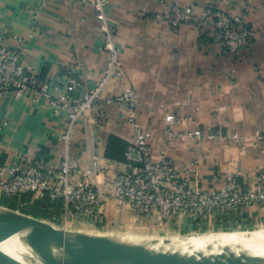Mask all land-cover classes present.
Wrapping results in <instances>:
<instances>
[{"label":"crops","instance_id":"obj_1","mask_svg":"<svg viewBox=\"0 0 264 264\" xmlns=\"http://www.w3.org/2000/svg\"><path fill=\"white\" fill-rule=\"evenodd\" d=\"M175 0H108L106 23L114 31L124 77L113 80L105 95L125 89L135 92L140 123L149 133L153 160L171 158L185 175L187 186L219 188L226 174L245 172L252 180L264 167V0H177L200 13L208 5L241 15L254 38L238 54L223 51L220 36L209 23L200 28L183 23L176 28L155 18ZM0 34L18 48L23 64L42 80L64 81L69 70L85 90L101 80L107 64L105 23L94 5L83 0H0ZM54 92V90H52ZM120 104H100L92 121L79 122L68 149L79 180L85 170L99 171L109 159L112 137L127 144L132 128ZM179 118L165 133L166 116ZM67 125L65 110L53 107L32 89L17 95L0 93V162L6 165L58 166L67 149L61 139ZM201 132L190 136L188 132ZM238 136V141L232 137ZM111 172L92 180L105 200L89 213L66 212L59 200L33 193L8 197L0 191V206L67 229L130 230L148 234L173 227L140 216L112 199ZM222 224L264 225V204L216 213ZM205 219V218H204ZM203 219V221H204ZM178 222V223H177ZM255 231V230H251Z\"/></svg>","mask_w":264,"mask_h":264},{"label":"built area","instance_id":"obj_2","mask_svg":"<svg viewBox=\"0 0 264 264\" xmlns=\"http://www.w3.org/2000/svg\"><path fill=\"white\" fill-rule=\"evenodd\" d=\"M83 1L94 5L97 17L105 23L107 38L104 74L97 85L88 90L72 70L60 84L40 79L23 64L20 50L11 47L0 34V93L13 90L20 95L24 90L32 89L46 97L53 107L65 110L67 115V125L61 134L67 153L60 165L21 167L0 162V191L8 197L33 193L41 198L61 201L66 212L89 213L105 200L104 193L92 177L100 172H111L112 199L118 206L164 222H172L178 214L192 219L208 218L216 213L225 214L252 204H264V167L257 168L252 180L245 172H231L226 174L221 187L203 189L187 186L185 175L173 159H152L149 133L140 123L135 92L125 89L114 95L104 94L113 80L124 77L114 31L106 23L108 0ZM155 18L173 28L183 23L204 28L211 23L220 36L223 51L228 54L240 53L254 38V30L243 16L232 15L220 6L208 5L196 13L193 6L175 0ZM103 103L123 106V117L132 128L125 160L109 159L99 171L85 170L83 176L75 181L77 164L68 153L71 134L79 122L92 121L94 108ZM178 120L173 115L166 116L169 127L165 133L175 136L177 132L171 125ZM188 135L199 137L201 132L190 131ZM256 137L263 139L264 133L257 131ZM232 140L238 141L239 137L233 136Z\"/></svg>","mask_w":264,"mask_h":264},{"label":"water","instance_id":"obj_3","mask_svg":"<svg viewBox=\"0 0 264 264\" xmlns=\"http://www.w3.org/2000/svg\"><path fill=\"white\" fill-rule=\"evenodd\" d=\"M17 241L18 258L2 245ZM0 264H254L222 256L164 254L145 242L67 229L0 206ZM264 264V263H263Z\"/></svg>","mask_w":264,"mask_h":264},{"label":"bare ground","instance_id":"obj_4","mask_svg":"<svg viewBox=\"0 0 264 264\" xmlns=\"http://www.w3.org/2000/svg\"><path fill=\"white\" fill-rule=\"evenodd\" d=\"M132 242H145L150 248L161 251L164 254H175L180 257H195L201 253L222 256L227 262L248 261L254 264L264 263V231L242 232L228 235L211 236H174L155 237L140 234H102ZM17 241H8L2 248L18 258Z\"/></svg>","mask_w":264,"mask_h":264},{"label":"rangeland","instance_id":"obj_5","mask_svg":"<svg viewBox=\"0 0 264 264\" xmlns=\"http://www.w3.org/2000/svg\"><path fill=\"white\" fill-rule=\"evenodd\" d=\"M187 217V216H186ZM156 223L159 224H168L169 222L160 221L155 219ZM179 224L174 225L173 227H165V230L162 231H152L148 234L144 233H135L130 230H113V229H91L88 228L86 232L88 233H96V234H140V235H149L155 237H174V236H197V235H211V236H222L228 234L242 233V232H256V231H264V225L262 226H240V225H232V224H222L217 222L214 218H205L204 221L198 227H191L187 224H184L181 220H179ZM178 223V222H177ZM255 230V231H251Z\"/></svg>","mask_w":264,"mask_h":264},{"label":"trees","instance_id":"obj_6","mask_svg":"<svg viewBox=\"0 0 264 264\" xmlns=\"http://www.w3.org/2000/svg\"><path fill=\"white\" fill-rule=\"evenodd\" d=\"M127 147H128V144L126 142L118 138L112 137L110 144H109L107 154L111 158H116L121 161H124L125 151ZM203 219L204 218L192 219V218L186 217L185 224L191 227H198V225L202 223Z\"/></svg>","mask_w":264,"mask_h":264}]
</instances>
